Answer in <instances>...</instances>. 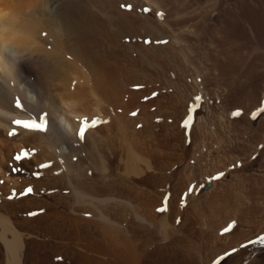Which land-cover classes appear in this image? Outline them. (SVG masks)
<instances>
[{
  "label": "rangeland",
  "instance_id": "rangeland-1",
  "mask_svg": "<svg viewBox=\"0 0 264 264\" xmlns=\"http://www.w3.org/2000/svg\"><path fill=\"white\" fill-rule=\"evenodd\" d=\"M110 1V15L147 18L166 34L120 40L121 65L146 77L118 86L103 117L81 116L76 153L0 130V161L18 182L0 179L11 230L0 238V264H10L15 235L18 264H264V0H222L225 12L214 13L200 11L206 0L186 1L187 11L169 0L160 14ZM125 47L134 49L125 55ZM167 47L178 56L142 59V50ZM85 118L96 126L81 139Z\"/></svg>",
  "mask_w": 264,
  "mask_h": 264
},
{
  "label": "bare ground",
  "instance_id": "bare-ground-1",
  "mask_svg": "<svg viewBox=\"0 0 264 264\" xmlns=\"http://www.w3.org/2000/svg\"><path fill=\"white\" fill-rule=\"evenodd\" d=\"M109 1L0 0V130L3 129L6 134L15 131L17 134L13 135L14 140L21 136L20 139L24 142H29L32 138H39L44 143L46 137L48 142L45 144H47L48 151L52 149L57 154L61 152L66 155V151L69 153L73 151L74 143L78 140L76 132L79 125H77V122L81 119V116L88 115L87 112L92 110V113L102 114L103 117V112H107L104 106L102 107L103 102L106 105L105 99L110 100V97L115 96L122 86L130 83L131 76H134L133 79L137 80L146 77L140 70H128L121 65V57L116 53V50L121 48L120 40L131 36L134 38V36L142 33L148 36L149 34L156 35V37L166 33L156 31V28L151 26L153 24H149L146 20L147 18L139 23L138 19L136 22L132 19L133 17L131 18L130 15L124 13L110 15L107 9L114 5L107 7L115 1H110V3ZM131 1L144 3L157 14H160L164 10L162 8L168 7L170 4L169 0ZM176 1L172 0V2L177 3ZM186 1L189 0H180L178 2L179 5L181 4L180 7L185 5L188 8L187 5L190 3ZM206 2L205 6L204 3H199L204 6H202L203 9L196 2L199 5H196V8L205 11V7H207L206 12L211 10L214 13L227 7V3L222 0ZM107 3L109 5H105ZM185 11L187 10L185 9ZM210 24L216 26V23L210 22ZM46 33L49 34L48 37L44 36ZM173 48L153 49L155 51L144 49L145 51H141L142 59L151 62V64H157V59L159 60L160 57H156L155 53H159L161 56H175L177 53ZM133 49L125 47L123 54L128 55ZM184 53L181 55L182 58L186 57ZM188 58H186L188 62L185 64L190 63ZM135 76H138V78H135ZM118 86L121 87L118 88ZM83 87L85 89L88 87L86 94L82 93ZM251 92L253 93V91ZM17 100L23 105L22 108L16 106ZM262 102H264V99ZM37 111L40 114H43V112L48 113V130L46 132L30 131L13 123L17 119H30ZM87 133L89 134V132ZM42 136L45 137L40 138ZM73 141L74 145L72 144ZM5 145L10 154L12 148L6 141ZM0 151L5 152L4 147H0ZM4 154L6 155V153ZM60 158L66 163V160ZM3 161L4 158L0 161V179L2 181L3 179L6 180L5 182L8 179L9 184H11V181L14 182L15 180L10 179L8 176ZM81 163L77 162L72 165V168L73 166L74 168L79 167ZM105 163H102V169L104 168L106 171L109 165ZM151 167L149 168L151 169ZM79 184L84 185L83 182ZM108 201L110 200L108 199ZM167 220L165 218L164 221ZM164 221L161 222L163 223L162 226L168 228V221ZM0 222L3 228L0 238L5 240L7 232L11 231L10 225L4 215H0ZM163 230H166V228H163ZM122 244L125 245L127 253L132 255L133 250L130 241L124 240ZM20 245L21 238L19 235H15L12 241H7L6 247L10 253V264H18L17 255Z\"/></svg>",
  "mask_w": 264,
  "mask_h": 264
},
{
  "label": "snow or ice",
  "instance_id": "snow-or-ice-1",
  "mask_svg": "<svg viewBox=\"0 0 264 264\" xmlns=\"http://www.w3.org/2000/svg\"><path fill=\"white\" fill-rule=\"evenodd\" d=\"M128 8L129 10L131 9V5H128ZM145 43H151L152 41H148V40H145L144 41ZM159 42V41H157ZM166 43V41H165ZM11 55V53H10ZM199 99V98H197ZM16 106L19 107V108H22L23 105L19 102V100L16 101ZM261 111H264V109H261ZM135 114V113H133ZM235 115H240V112H236L234 113ZM255 115L256 113L253 114V118H255ZM48 113L47 112H43V114H40L39 111L36 112L35 115H32L30 119H26V120H21V119H17V120H14L13 123H15L16 125L20 126V127H23L24 129H27V130H30V131H42V132H46L48 130ZM191 121V116L188 117V120L185 122V127H187L188 125V122ZM96 126V122L93 121V122H89L87 120V118H85L83 121H81V126L79 128V131H78V135L80 136L81 139L84 138V134L85 132L91 128V127H95ZM17 133L15 131H12V132H9V135L12 136V135H16ZM25 155H27V153H25ZM16 159H20L21 156L20 155H17L15 157ZM42 166H45L46 165H42ZM222 175V174H221ZM27 192H32V188L29 187L27 189ZM167 209L166 208H160L158 209V211H166ZM35 213H33L34 215ZM179 222V221H177ZM230 229L229 228H226L225 229V232L229 231ZM260 243L264 244V239H261Z\"/></svg>",
  "mask_w": 264,
  "mask_h": 264
}]
</instances>
